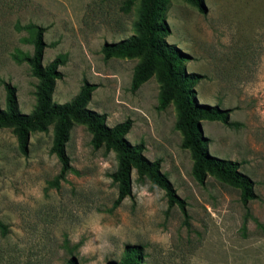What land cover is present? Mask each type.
I'll return each instance as SVG.
<instances>
[{
  "label": "rangeland",
  "instance_id": "374dc122",
  "mask_svg": "<svg viewBox=\"0 0 264 264\" xmlns=\"http://www.w3.org/2000/svg\"><path fill=\"white\" fill-rule=\"evenodd\" d=\"M126 0H0V82L15 88L18 111L34 105L36 80L15 51L31 53L29 34L43 27L41 64L61 55V79L52 102H69L83 81L96 85L86 108L105 115V125L129 119L125 139L142 143L143 156L159 160L177 196L186 203L187 226L176 207L167 209L163 192L132 171L131 196L112 209L116 187L112 152L93 151L90 136L74 124L65 151L71 171L49 187L59 164L49 154L52 124L30 133L26 153L0 129V264H106L119 261L125 245L140 248L142 264H264V0H202L204 13L170 0L163 13L165 42L189 56L184 71L204 79L192 90L197 101L229 109L226 127L200 122L207 152L239 163L253 182L255 199L244 209L238 191L211 176L203 185L191 178L189 153L180 148L169 104L157 111L159 84L151 75L136 91L129 83L136 58L103 61L100 48L134 34L140 0L127 12ZM4 91L0 83V108Z\"/></svg>",
  "mask_w": 264,
  "mask_h": 264
},
{
  "label": "trees",
  "instance_id": "16d2710c",
  "mask_svg": "<svg viewBox=\"0 0 264 264\" xmlns=\"http://www.w3.org/2000/svg\"><path fill=\"white\" fill-rule=\"evenodd\" d=\"M134 0H126L122 10L127 12ZM170 0H140L138 15L133 23L134 34L126 39L112 43H104L100 48L103 61L111 58H136L133 67L129 90L136 91L151 75L159 84L156 98L157 111H163L169 104L175 111L173 128L180 136V148L189 153L191 160L190 175L198 185H203L206 176H211L219 182L238 191V201L246 209L247 204L255 199L253 182L239 171V163L216 158L206 150L207 139L202 136L200 122H220L226 127H234L236 123L229 121V109L219 106L201 104L197 101L192 85L204 79L198 74H188L183 65L189 56L174 45L165 42L169 29L164 21L163 13ZM193 7L200 14L205 9L202 0H181ZM17 30H24L29 34L31 53L15 51L11 59L17 63H25L29 74L36 80L34 86V105L27 114L18 111L15 88L8 83L0 82L4 91V106L0 108V129H8L14 136L17 150L26 153L30 133L45 132L52 124L49 154L53 155L59 169L49 187L57 188L65 176L71 171L70 160L65 146L71 127L81 125L90 136L89 145L93 151L103 149L115 155V169L108 176L116 187V196L111 208L119 206L122 200L131 196V172L137 179L146 180L151 186L163 192L166 207H176L187 226L188 215L186 203L179 198L165 174L160 171V161H149L142 152V143L131 145L125 135L131 127V121H124L107 127L105 115L98 114L86 108L91 93L96 85L83 81L76 95L63 104L52 102L51 96L55 81L61 79L58 67L64 64V57L59 55L47 65L41 64L45 29L33 24ZM7 226L0 223V235L7 234ZM140 248L125 245L122 258L119 261H107L106 264H142ZM64 264H76L73 258Z\"/></svg>",
  "mask_w": 264,
  "mask_h": 264
}]
</instances>
